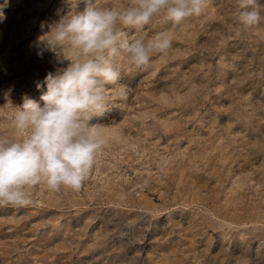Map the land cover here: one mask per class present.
Segmentation results:
<instances>
[{"label": "rangeland", "instance_id": "rangeland-1", "mask_svg": "<svg viewBox=\"0 0 264 264\" xmlns=\"http://www.w3.org/2000/svg\"><path fill=\"white\" fill-rule=\"evenodd\" d=\"M57 9L66 0L3 9L0 135L25 96L43 106L46 75L69 63L38 43ZM236 11L210 0L180 25L146 27L172 47L123 70L126 98L90 122L106 143L80 191L39 187L28 206H0V264H264V20L237 34Z\"/></svg>", "mask_w": 264, "mask_h": 264}, {"label": "clouds", "instance_id": "clouds-1", "mask_svg": "<svg viewBox=\"0 0 264 264\" xmlns=\"http://www.w3.org/2000/svg\"><path fill=\"white\" fill-rule=\"evenodd\" d=\"M66 2L68 11L57 9L59 19L47 25V32L41 23L38 43L58 63H69L46 75L43 106L25 96L9 114L11 135H0V206H28L39 187L80 191L106 143L98 124L90 122L115 106L113 95L126 98L123 70L143 69L154 54L172 47L164 32L147 38L146 27L159 17L180 25L204 14L210 0H126L113 6L98 0ZM7 5L8 0L0 5V21L6 19ZM235 7L237 34L264 20L259 0H235ZM126 29L135 31L128 36Z\"/></svg>", "mask_w": 264, "mask_h": 264}]
</instances>
